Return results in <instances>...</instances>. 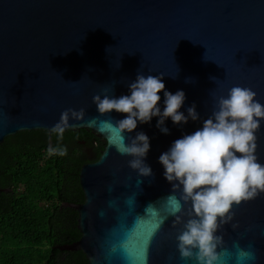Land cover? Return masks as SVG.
Instances as JSON below:
<instances>
[{
  "label": "water",
  "instance_id": "95a60500",
  "mask_svg": "<svg viewBox=\"0 0 264 264\" xmlns=\"http://www.w3.org/2000/svg\"><path fill=\"white\" fill-rule=\"evenodd\" d=\"M138 74L162 75L166 90L184 91L181 111L195 104L199 114L186 124L166 120L168 134L157 118L124 133L127 143L137 132L149 137L148 176L117 151L119 133L103 128L122 114L102 115L92 99L127 94ZM233 86L264 104V0H0V143L21 130L50 133L66 109L84 110L66 130H91L105 142L79 169L83 201L71 205L80 237L61 246L81 250L87 264H145V254L146 264H195L177 248L191 204L181 200L179 220L170 214L168 198L183 193L158 158L200 128ZM256 155L264 164V121ZM229 215L216 232L218 251L235 264L238 247L251 250L264 264V193Z\"/></svg>",
  "mask_w": 264,
  "mask_h": 264
},
{
  "label": "clouds",
  "instance_id": "9594fccd",
  "mask_svg": "<svg viewBox=\"0 0 264 264\" xmlns=\"http://www.w3.org/2000/svg\"><path fill=\"white\" fill-rule=\"evenodd\" d=\"M160 93H163L162 108ZM92 99L100 114L112 111L122 114L123 118L115 123L104 121L103 128L119 133L117 151L132 156L129 166L143 176L152 174L150 166L144 163L150 139L144 132H137L132 142L127 143L124 133L133 132L138 124L150 123L153 118H157L156 126L164 134L169 132L164 126L168 119L177 125L199 119L195 104L187 109V115L181 111L186 99L184 91L166 90L162 75L138 74L128 85L127 94L95 95ZM83 116V109H66L50 133L62 140L65 130L72 127L69 120ZM261 121H264V104L256 99V93L247 87L233 86L226 96L219 97L212 115L200 128L174 140L160 154L158 160L164 178L183 193L180 199L168 198L170 214L177 216L182 211L181 200L191 204L189 219L177 236L182 259H193L195 264H229L232 254L218 251L222 238L216 232L231 219L229 213L234 204L264 193V164L258 162L256 155ZM48 152L65 156L67 148L49 144ZM143 259L146 264V254ZM255 260L254 251L237 248L235 264H255Z\"/></svg>",
  "mask_w": 264,
  "mask_h": 264
},
{
  "label": "trees",
  "instance_id": "16d2710c",
  "mask_svg": "<svg viewBox=\"0 0 264 264\" xmlns=\"http://www.w3.org/2000/svg\"><path fill=\"white\" fill-rule=\"evenodd\" d=\"M104 143L87 129L65 130L62 140L41 129L4 137L0 264H87L81 250L61 246L80 237L77 210L71 205L83 201L79 169L97 159ZM49 144L65 146L67 155L49 154Z\"/></svg>",
  "mask_w": 264,
  "mask_h": 264
},
{
  "label": "flooded vegetation",
  "instance_id": "af4514ba",
  "mask_svg": "<svg viewBox=\"0 0 264 264\" xmlns=\"http://www.w3.org/2000/svg\"><path fill=\"white\" fill-rule=\"evenodd\" d=\"M49 135H50V133H49ZM103 142V141H102ZM85 149L87 150V151H90L91 150V147L89 148V146H85Z\"/></svg>",
  "mask_w": 264,
  "mask_h": 264
},
{
  "label": "snow or ice",
  "instance_id": "6c2138e0",
  "mask_svg": "<svg viewBox=\"0 0 264 264\" xmlns=\"http://www.w3.org/2000/svg\"><path fill=\"white\" fill-rule=\"evenodd\" d=\"M117 139H118V137H117Z\"/></svg>",
  "mask_w": 264,
  "mask_h": 264
}]
</instances>
